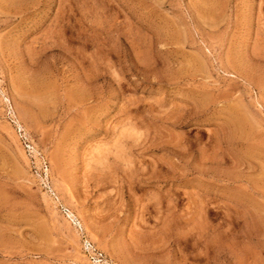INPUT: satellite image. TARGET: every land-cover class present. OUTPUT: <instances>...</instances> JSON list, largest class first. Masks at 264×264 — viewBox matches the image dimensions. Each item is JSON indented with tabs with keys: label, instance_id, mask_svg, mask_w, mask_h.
Returning <instances> with one entry per match:
<instances>
[{
	"label": "rangeland",
	"instance_id": "374dc122",
	"mask_svg": "<svg viewBox=\"0 0 264 264\" xmlns=\"http://www.w3.org/2000/svg\"><path fill=\"white\" fill-rule=\"evenodd\" d=\"M0 264H264V0H0Z\"/></svg>",
	"mask_w": 264,
	"mask_h": 264
}]
</instances>
